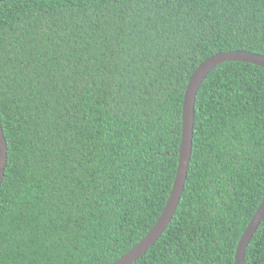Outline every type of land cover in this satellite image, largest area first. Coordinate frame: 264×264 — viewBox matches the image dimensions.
I'll return each instance as SVG.
<instances>
[{
    "label": "trees",
    "instance_id": "obj_1",
    "mask_svg": "<svg viewBox=\"0 0 264 264\" xmlns=\"http://www.w3.org/2000/svg\"><path fill=\"white\" fill-rule=\"evenodd\" d=\"M264 54V0H2L0 264H112L159 218L185 88L218 51ZM264 197V68L224 62L196 98L177 210L132 264H234ZM264 264V219L246 250Z\"/></svg>",
    "mask_w": 264,
    "mask_h": 264
},
{
    "label": "water",
    "instance_id": "obj_2",
    "mask_svg": "<svg viewBox=\"0 0 264 264\" xmlns=\"http://www.w3.org/2000/svg\"><path fill=\"white\" fill-rule=\"evenodd\" d=\"M2 1V0H0ZM242 61L252 63L264 68V54L244 49L218 51L204 59L191 74L185 88L182 105V132L178 152V165L173 186L166 204L153 227L147 234L112 264H132L142 257L147 250L155 244L171 222L181 200L192 156L195 104L199 88L217 65L224 62ZM8 159V144L0 119V186L5 176V167ZM264 219V197L258 205L249 223L245 227L235 250L234 264H246V250L251 239Z\"/></svg>",
    "mask_w": 264,
    "mask_h": 264
}]
</instances>
